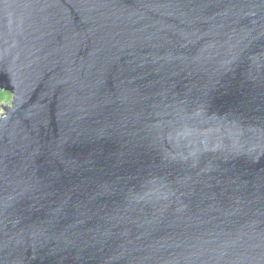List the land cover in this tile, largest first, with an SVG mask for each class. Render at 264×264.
I'll use <instances>...</instances> for the list:
<instances>
[{
	"label": "water",
	"instance_id": "water-1",
	"mask_svg": "<svg viewBox=\"0 0 264 264\" xmlns=\"http://www.w3.org/2000/svg\"><path fill=\"white\" fill-rule=\"evenodd\" d=\"M0 264H264V0H0Z\"/></svg>",
	"mask_w": 264,
	"mask_h": 264
},
{
	"label": "trees",
	"instance_id": "trees-1",
	"mask_svg": "<svg viewBox=\"0 0 264 264\" xmlns=\"http://www.w3.org/2000/svg\"><path fill=\"white\" fill-rule=\"evenodd\" d=\"M10 96H11L10 93L0 90V111L2 110V106H3L2 102L9 100Z\"/></svg>",
	"mask_w": 264,
	"mask_h": 264
},
{
	"label": "rangeland",
	"instance_id": "rangeland-1",
	"mask_svg": "<svg viewBox=\"0 0 264 264\" xmlns=\"http://www.w3.org/2000/svg\"><path fill=\"white\" fill-rule=\"evenodd\" d=\"M10 95H11V96H10V99H9V100L2 102V105H3V106L6 105V104H8V103H11V101H12V94H10ZM7 102H8V103H7ZM3 106H2V110L0 111V116H1V114L3 113V111H4Z\"/></svg>",
	"mask_w": 264,
	"mask_h": 264
}]
</instances>
